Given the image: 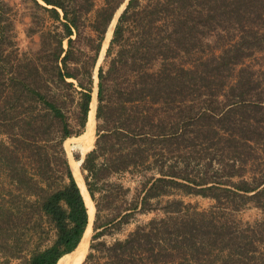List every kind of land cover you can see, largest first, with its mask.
<instances>
[{"label": "trees", "instance_id": "obj_1", "mask_svg": "<svg viewBox=\"0 0 264 264\" xmlns=\"http://www.w3.org/2000/svg\"><path fill=\"white\" fill-rule=\"evenodd\" d=\"M125 3L0 0V264H57L83 238L64 143L86 130ZM106 58L83 264H264V0H130Z\"/></svg>", "mask_w": 264, "mask_h": 264}, {"label": "rangeland", "instance_id": "obj_2", "mask_svg": "<svg viewBox=\"0 0 264 264\" xmlns=\"http://www.w3.org/2000/svg\"><path fill=\"white\" fill-rule=\"evenodd\" d=\"M103 3H104V0H97V6L98 7H100ZM112 32H113V28L106 34V39H105V41L103 43L102 51L100 53V56H101L100 67L101 66L107 67V63H108L109 59L106 58V55H107V50H108V48L110 46V42H111V39H112ZM18 34H19V38L22 40L21 45H24V43H25L24 42L25 41L24 40V37H25L24 36V26L21 25V24L18 25ZM99 59H100V57H99ZM97 82H98V80L96 79L95 83H97ZM96 89H97V86L95 85L94 94L96 92ZM94 104H95V107H96V102ZM94 104H93V106H94ZM92 111L93 110H91V112ZM91 112H90V115H89V122H90V118H91ZM95 126H96V123H95V120H93L91 125L88 124V128H89L90 132L87 135L85 134V132H86V130H85V132L82 135L71 137V138H69V139H67L65 141L64 147L66 149L67 155H70V157H71V162H72V160H74V159H72V157L75 158L76 161H80L81 159H83L86 156L87 153H89L90 151H92L94 149L95 141H96V128H95ZM83 139H84L83 142H81V143L78 142L79 140H83ZM89 142L93 144V147H91L87 152H85V154H83L81 152V146L80 145H87V144H89ZM77 155L80 157L79 160L76 159ZM79 166H80V171L82 172V168H81L82 164L79 165ZM82 175L84 177L83 172H82ZM85 187H86V185H85ZM183 199L187 203H191V204L197 205L202 210L210 209L212 206L215 205V201H213L211 199H205V198H202V197H199V196H185V197H183ZM91 201H92V199H91ZM92 203L94 204V207H95V203L94 202H92ZM96 213L97 212H96V209H95L94 218L92 220V231H91V235H90V238H89V244H88L89 247H88V252L86 254V257H87V255L90 252V244L92 242L93 236L95 235L94 225L93 224L95 223V220H96ZM159 214H160L159 212H153V213H148V214H144V215H139L138 217H136L133 220L132 223L126 225L123 228L122 231L113 232L112 234L105 235V236H103L101 238V240H105L109 244L113 243L116 239L123 240L129 235L130 232L135 230V228L138 225L147 223L152 218L159 216ZM104 216H106V215L104 214ZM257 217H259L258 211L255 210V209H252V208L246 209L245 211H243L239 215V218H241L243 220H246V221H254V220L257 219Z\"/></svg>", "mask_w": 264, "mask_h": 264}, {"label": "bare ground", "instance_id": "obj_3", "mask_svg": "<svg viewBox=\"0 0 264 264\" xmlns=\"http://www.w3.org/2000/svg\"><path fill=\"white\" fill-rule=\"evenodd\" d=\"M92 108H93V111L91 112L90 122L88 123L89 125H91L92 121L94 120L95 104ZM90 142L87 145H80L81 146V152L83 154H85V152H87L91 147H93V144ZM82 160L83 159H81L80 161L72 160L71 165L73 167V171L75 173L77 181H78V183L82 189V192L84 194L86 204H87V207L89 210V226H88V229H87L86 234L84 236V239L81 242L78 249L76 251H74L73 253L68 254L65 257H63L60 260L59 264H82V262L86 258V254L88 252V247H89L88 244H89V238H90L91 231H92V220L94 218L95 207H94V204L92 203L90 196L88 194V191L85 187L84 180L82 179V177L80 175V166L79 165L82 164Z\"/></svg>", "mask_w": 264, "mask_h": 264}, {"label": "water", "instance_id": "obj_4", "mask_svg": "<svg viewBox=\"0 0 264 264\" xmlns=\"http://www.w3.org/2000/svg\"><path fill=\"white\" fill-rule=\"evenodd\" d=\"M130 0H126V3L118 10V12H117V14L115 15V18H114V20H113V22H112V24L110 25V27H109V29H108V32L111 30V28H113V32H114V30H115V27H116V25H117V22H118V18H119V16L121 15V13L124 11V9H125V7H126V4L129 2ZM107 32V33H108ZM113 32H112V35H113ZM100 61H101V56H100V59H98V62H97V65H96V70H95V78L97 79V74H98V70H99V68H100ZM98 80V79H97ZM96 81V80H95ZM95 85L97 86V89H96V92H95V94H93V102H92V105H91V110H93L92 109V106H93V104L96 102V107H95V113H94V120H95V123H96V112H97V105H98V82L97 83H95ZM91 112V111H90ZM90 115V114H89ZM88 122H89V120H88ZM95 128H96V126H95ZM90 132V130H89V128H88V123H87V126H86V132H85V134L87 135L88 133ZM84 141V139L83 140H79L78 142H83ZM85 158V157H84ZM84 158H83V160H82V163L84 162ZM68 159H69V163H70V167H71V169H72V172H73V175H74V178L76 179V181H77V178H76V176H75V173H74V171H73V167H72V165H71V157H70V155H68ZM72 159H74L75 160V158H73L72 157ZM80 174H81V176H82V178H83V180H84V177H83V175H82V172L80 171ZM77 183H78V181H77ZM84 183H85V180H84ZM79 184V183H78ZM85 185H86V183H85ZM80 186V185H79ZM87 188V187H86ZM91 198V197H90ZM86 202V201H85ZM93 202V201H92ZM95 209H96V207H95ZM89 214V213H88ZM94 223V222H93ZM94 225V224H93ZM88 226H89V224H88ZM88 226H87V229H88ZM87 229H86V231H87ZM86 231H85V233H84V235H83V238H82V240H81V242L83 241V239H84V236H85V234H86ZM81 242H80V244H81ZM80 244L78 245V247L80 246ZM78 247L76 248V250L78 249ZM75 250V251H76ZM74 252V251H73ZM72 252V253H73ZM71 254V253H70ZM66 256V255H65ZM64 257V256H63ZM62 257V258H63ZM61 258V259H62ZM60 259V260H61ZM60 260L58 261V263L57 264H59V262H60ZM86 260V259H85ZM85 260H84V262H85ZM83 262V263H84ZM82 263V264H83Z\"/></svg>", "mask_w": 264, "mask_h": 264}]
</instances>
